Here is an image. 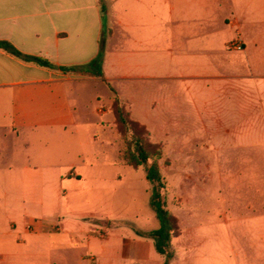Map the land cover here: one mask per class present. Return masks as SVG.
<instances>
[{
  "label": "crops",
  "instance_id": "obj_1",
  "mask_svg": "<svg viewBox=\"0 0 264 264\" xmlns=\"http://www.w3.org/2000/svg\"><path fill=\"white\" fill-rule=\"evenodd\" d=\"M168 2L166 27L160 26L154 1L149 19H139L140 25L116 17L118 50H107V41L117 33L106 28L107 12L101 13L100 0H0V42L61 68L89 64L103 40L104 81L112 80L108 65L118 64L115 80L150 82L158 80L163 32L171 40L169 54L176 48L186 63L199 62L204 80L216 83L210 86L215 107L205 108L214 109L221 122L219 113H231L233 146L264 154V0ZM236 40L241 49H230ZM97 81L101 79L89 73L25 63L0 49V264L144 261L133 253L143 238L131 229L111 228L114 219L94 213L63 210L72 202L67 185L81 181V176L77 161H61L52 144L87 122L83 83ZM126 102L131 112L143 104L132 102V96ZM33 144L43 151L31 153ZM78 154L77 160L82 156ZM14 192L38 196L26 195L19 207L10 197ZM148 241L152 253L153 242Z\"/></svg>",
  "mask_w": 264,
  "mask_h": 264
},
{
  "label": "rangeland",
  "instance_id": "obj_2",
  "mask_svg": "<svg viewBox=\"0 0 264 264\" xmlns=\"http://www.w3.org/2000/svg\"><path fill=\"white\" fill-rule=\"evenodd\" d=\"M119 1L106 0V28L117 33L107 41V50H118L115 18L140 25L139 19H149L153 1L160 26L168 25V0H122L118 5ZM170 41L161 32L158 80L120 82L114 79L118 64H109L107 76L112 80L106 82L102 76L101 81L83 83L81 103L87 122L52 144L61 161H77L81 176V181L67 185L72 202L63 210L114 219L111 228L130 230L132 225L143 232L158 228L145 168L133 170L120 158L119 129L109 109V101L120 98L149 145L163 148L158 162L165 183L161 194L175 218L169 264H264V154L233 146L231 113H219L221 122L214 109L205 108L215 107L210 86L216 83L204 80L199 62L187 64L176 48L169 54ZM129 96L132 102H143L139 111L127 107ZM98 109L108 113L99 116ZM40 148L33 144L31 153L38 155ZM78 153L82 156L77 160ZM26 195L38 196L14 192L13 205L20 207ZM140 242L133 253L144 261L133 264H163L164 257L149 253L147 239Z\"/></svg>",
  "mask_w": 264,
  "mask_h": 264
},
{
  "label": "trees",
  "instance_id": "obj_3",
  "mask_svg": "<svg viewBox=\"0 0 264 264\" xmlns=\"http://www.w3.org/2000/svg\"><path fill=\"white\" fill-rule=\"evenodd\" d=\"M101 1V13L106 12L104 3ZM0 49L10 55L22 60L25 63H31L39 67L48 69H59L65 73L92 74L98 78L102 74V62L104 55V42L101 40L100 49L97 57L87 65L61 67L57 68L47 60L42 58L27 56L17 51L7 42H0ZM124 104L114 98L110 111L113 113L117 128L119 129V140L121 143L120 158L124 165L137 170L141 167L145 168L146 180L151 185L150 206L154 212L155 219L158 222V228L149 232H143L138 228L128 225L133 233L143 239L153 242L156 253L164 257L163 264H169L170 254L169 248L175 233V218L166 209L162 199L161 191L165 187V183L158 167V162L163 157V148L160 146L151 147L144 134L138 132V127L130 119V115ZM142 127V126H141ZM144 128V127H143ZM128 135L130 137L128 138ZM110 225V224H109Z\"/></svg>",
  "mask_w": 264,
  "mask_h": 264
},
{
  "label": "built area",
  "instance_id": "obj_4",
  "mask_svg": "<svg viewBox=\"0 0 264 264\" xmlns=\"http://www.w3.org/2000/svg\"><path fill=\"white\" fill-rule=\"evenodd\" d=\"M229 48H230V49H234V50H240V49H241L240 42H239L238 40L232 42V43L229 45Z\"/></svg>",
  "mask_w": 264,
  "mask_h": 264
}]
</instances>
